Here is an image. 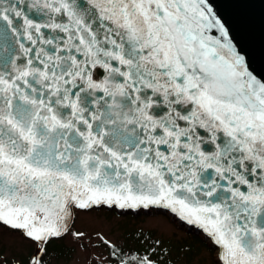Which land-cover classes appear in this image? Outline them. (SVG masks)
Returning a JSON list of instances; mask_svg holds the SVG:
<instances>
[{"label":"snow or ice","instance_id":"obj_1","mask_svg":"<svg viewBox=\"0 0 264 264\" xmlns=\"http://www.w3.org/2000/svg\"><path fill=\"white\" fill-rule=\"evenodd\" d=\"M101 208L168 210L212 264H264V78L212 0H0V230L47 264Z\"/></svg>","mask_w":264,"mask_h":264},{"label":"rangeland","instance_id":"obj_2","mask_svg":"<svg viewBox=\"0 0 264 264\" xmlns=\"http://www.w3.org/2000/svg\"><path fill=\"white\" fill-rule=\"evenodd\" d=\"M75 230L85 232L87 238L78 241L68 235L52 242L48 264H110L101 237L121 245L134 246L135 239H139L140 245L146 242L169 245L162 260L171 264H212L215 255L201 237L178 226L161 212L133 216L130 212L101 208L80 213ZM35 251V245L18 233L0 230V259L6 264H25L23 258L32 257Z\"/></svg>","mask_w":264,"mask_h":264},{"label":"water","instance_id":"obj_3","mask_svg":"<svg viewBox=\"0 0 264 264\" xmlns=\"http://www.w3.org/2000/svg\"><path fill=\"white\" fill-rule=\"evenodd\" d=\"M212 2L214 11L229 27L234 43L249 61L250 70L264 78V0H212ZM140 210L149 209L124 211ZM163 211L169 212L168 210ZM186 227L190 230L196 229L194 226L187 225Z\"/></svg>","mask_w":264,"mask_h":264},{"label":"trees","instance_id":"obj_4","mask_svg":"<svg viewBox=\"0 0 264 264\" xmlns=\"http://www.w3.org/2000/svg\"><path fill=\"white\" fill-rule=\"evenodd\" d=\"M115 212H121V211H116ZM164 212V211H162ZM147 213H159L158 210L156 209H149V210H140V211H135L132 212L131 215L133 216H137L139 214H147ZM168 218L172 221L175 222L178 226L182 227L184 229H186L187 231L201 237L202 234L200 231H198L197 229H191L189 230L188 227H186L187 225L184 224L183 222H181L177 217H175L174 214L170 213V212H164ZM131 237V235H129ZM144 238V235H143ZM139 239H135V244L134 246H130V245H121L115 242H110L111 244L116 245L117 248V256H111L110 253V249L106 246L107 248V253H108V262L110 264H118V257L120 259H125V260H129V264H134V262L132 261V257H136V258H142L143 256H148L150 259H152L154 261V264H171L169 261H163L162 257L165 253V251H167V249L169 248V245H166L165 247L157 245L156 242L153 244L150 243H144V245H140V242L138 241ZM203 241L206 243V241L203 239ZM49 246H47L46 248V252L47 254L49 253ZM31 258V255H28L25 259L23 258V260H25V264H28L29 260ZM48 264V263H47ZM50 264V263H49Z\"/></svg>","mask_w":264,"mask_h":264},{"label":"bare ground","instance_id":"obj_5","mask_svg":"<svg viewBox=\"0 0 264 264\" xmlns=\"http://www.w3.org/2000/svg\"><path fill=\"white\" fill-rule=\"evenodd\" d=\"M105 209H107V208H105ZM108 210H116V209H108ZM156 210H158L159 212H161V213H164V212H162L163 210H159V209H156Z\"/></svg>","mask_w":264,"mask_h":264}]
</instances>
